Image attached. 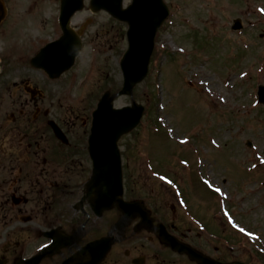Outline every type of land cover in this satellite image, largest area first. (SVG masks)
Instances as JSON below:
<instances>
[{"label": "rangeland", "instance_id": "rangeland-1", "mask_svg": "<svg viewBox=\"0 0 264 264\" xmlns=\"http://www.w3.org/2000/svg\"><path fill=\"white\" fill-rule=\"evenodd\" d=\"M86 1L84 10L72 20V26L75 28H80L85 22L92 20L83 35L86 46L77 59L75 68L55 82L49 81L41 72L33 70L29 62L37 51L31 47V43H39L43 38L59 34L55 29L57 25L53 24L57 0H10L12 18L6 21L4 19L0 23V77L3 75L0 80V141L2 132L12 127L10 123L14 116L17 126H20L29 109L37 120L36 129L32 132L34 139L32 135L25 133L32 139L29 142L32 144L31 148L26 147L28 140L16 134L13 135L17 139V144L11 146L5 141L7 148L0 144V167L6 162L14 161L20 157L19 152L24 151V156L28 160L27 165H30L29 169L34 167V164H37L39 171L44 169L43 160L47 159L51 163L52 171L58 172L66 167L64 159L72 157L84 164L83 172L59 175L62 184H70L68 188L72 190L90 173L86 155V134L87 121L91 118L94 102L98 97L100 98L99 95L105 92L104 90L117 91L121 88L123 81L119 61L127 47L120 36L123 28L120 25H113L105 13L92 14L88 8L89 0ZM165 1L170 7L171 16L174 17L167 23L171 24L172 21V24L163 27L162 32L158 34L157 46L160 49L173 51L174 55L179 53L180 56L173 57L157 52L153 58L150 75L136 88L134 100L148 109L150 93L153 90L154 94L159 96L161 107H165L160 114H162L161 121L168 129H171L169 122L171 120L178 137L196 126L200 132L190 138L187 145L180 144L177 137L172 141H166L167 139H159L158 135H153L156 146L148 155L145 153L147 139L145 136L147 133H154L151 130L154 126L149 123H147L148 127L144 126L149 117V114H145L144 123L121 141L126 162L128 200L143 199L144 207L153 218H164L168 222H174V225L187 233L186 231L192 228L191 223L194 222L195 213L202 218V221L212 224L209 216L213 208L208 211L206 207L210 188L220 189L223 194H226L224 186L235 194L238 192L246 194L253 188L256 195H250L248 201L236 204L239 212L234 211L235 213L231 214L235 219L231 225L237 224V220L241 219L251 230L260 232L264 230V106L257 103L256 97L255 101L254 94L259 85H264V0ZM130 2L126 0L125 6ZM238 17H241L244 23L243 33H233L231 30L234 20ZM112 29H117L120 33L114 35ZM27 83L43 94L41 96L44 99L33 105L39 112L34 113L30 105H22L30 101V97L23 93ZM154 88L157 89V94ZM210 99L216 100L219 107L221 105L226 107L212 111ZM7 101L12 104L8 108ZM127 105H131V99L128 97H121L115 102L116 107ZM45 113L52 114L59 123L62 120L64 124L59 125L65 129L70 146L62 145L57 141L51 128L41 127L39 119H43ZM27 120V126H32V118L27 117ZM214 122L220 125H214ZM211 127L215 128V132L221 135L224 142H230L229 146L232 149L227 154L219 153L214 157L212 162L220 164V166L214 165L212 169L214 177L204 175L213 186L210 187L207 181L204 182L205 185L201 184L205 195L201 191L199 196L193 191L189 192L191 208H187L186 211L179 206L173 187L169 189L152 179L147 165L154 164L158 172L171 175L181 182L184 173L178 169L176 174L175 166L181 163L184 157L193 161L190 168L192 169L198 163L196 161L202 159L196 155L192 144L207 146L203 139H206ZM245 137L247 139L252 137L256 146L250 149L252 155L244 160V163L247 162L249 168L253 162L262 164L261 169L259 167L260 170L258 169L254 174L247 168H241L233 161L230 162V153H234L236 159L243 155L240 153H243L242 141ZM139 147L142 154H139ZM46 148L48 150L44 153ZM150 159L153 163L147 162ZM25 162L23 161V164ZM260 172L261 174H258ZM200 176L202 175H198L197 172L199 181H201ZM4 178L1 176L0 180ZM223 181L227 186L222 183ZM32 182L31 176L30 183L20 182L17 190L24 194L25 191L30 190ZM184 192L188 193L187 184H184ZM193 194L197 199H194ZM47 200L45 196L41 203L31 208L32 214L44 221L55 219V211L58 208L56 198L50 204ZM70 200L71 198L65 193L60 222L66 227L70 226L68 223L79 218V216L72 217V210L66 205ZM191 210L194 214H190ZM28 212L31 210L28 209ZM118 217L119 213L116 210L105 214L102 220L103 229L107 222L113 223ZM5 218L7 221H12L11 218L15 219V215ZM224 222L229 224L226 219ZM102 223L99 222V225ZM138 223L139 220L135 219L129 224L127 228L129 233ZM65 229L67 232L70 231V228ZM140 232V235L135 234L136 237L133 239L138 240L140 248L146 245L147 248L144 249L151 254V260L161 264L165 251L158 244L155 234L150 235L154 240V246H150L144 242L148 235L143 229ZM125 245L123 243L113 248V257L123 261ZM253 245L254 248H248L246 254L243 253L244 249H241V254L237 258L252 261L249 252L257 250L260 246L264 248L263 243L259 241ZM127 247L134 253L139 252L133 250L131 246ZM253 254L255 255L256 252L254 251ZM123 262L127 263V260Z\"/></svg>", "mask_w": 264, "mask_h": 264}, {"label": "flooded vegetation", "instance_id": "flooded-vegetation-1", "mask_svg": "<svg viewBox=\"0 0 264 264\" xmlns=\"http://www.w3.org/2000/svg\"><path fill=\"white\" fill-rule=\"evenodd\" d=\"M33 129L36 128L33 127L31 130ZM31 130H29L30 133ZM15 133L16 131L14 130L4 131V135L8 136L7 143L11 146L17 144V139L11 137V135ZM41 138L43 139L44 137ZM32 139H34L33 133ZM5 140L6 138L0 141V144L4 147H6ZM227 142L228 141L223 143L221 142L223 149L227 151L226 154L232 149L229 146L230 142H228V145L226 144ZM26 147L31 148L32 144H29L28 142ZM47 150L48 148L44 149V153ZM230 154V156H235L234 153ZM19 155L20 157L15 159L17 166H19L21 161L28 162L27 157L24 156V152H19ZM66 159H64L66 167L62 168L58 172L52 171V168L50 167L51 163H49L46 159L43 160V165L45 166L44 169L39 171L37 168H31V174H28L27 176H23L24 173L22 168H16L14 171H7L5 168L0 167L2 168L0 169V177H4L5 174L16 177L8 178V176H5L4 179L0 180V225L11 224L14 226V228L9 232H7L6 226H1L0 228V264H25V261H29L31 258L39 257L41 255L42 257L40 258L38 264H80L81 262H84V259L81 258V252L87 245L88 237L85 232L82 231L80 223L75 225L70 232H67L65 229L67 228L66 225H61L60 222L61 212L55 211V219L47 221L39 219V216L34 214L30 217H26L28 209H31L33 206H37L38 203H41L45 196H47L48 199L47 203L50 204L58 196V193L61 191L59 190L60 188H67L69 190L68 186H70V184H62L63 182L59 178V175L61 176L64 173L79 174V172L83 170V163L77 162V160L72 157H66ZM14 172L19 173V175L15 176L16 174ZM31 176L33 182L31 183L30 190L25 191L24 194L20 193L19 190H17V185L20 182L30 183ZM40 180H42V182ZM27 204L29 205L28 208ZM8 212L15 215V219L11 218L12 221H7L5 215ZM86 212L79 213V215L86 218ZM89 217H91V215ZM154 220L156 224L162 222L170 233L175 235L179 240L191 244L196 250L206 254L212 261L222 264L242 261L235 258L234 251L230 248L227 242H231L232 239H235L234 243H238L242 242L243 239L235 232H231L229 230L225 231V224L217 223L219 225L217 226L218 228H215L214 222L212 223V227L208 224L209 228L213 232L208 234L207 237H204L203 234H199L197 232L189 233L190 230L187 231V233H184L176 225L168 226V222L164 218L155 217ZM31 222L34 226L30 225ZM108 224L111 225L112 223L109 222ZM41 226L46 227L42 228ZM146 228L153 230L152 225H149ZM143 230L145 234L148 235L144 242L147 245L154 246V240L152 236H150L153 233L145 229ZM51 231H54L55 237L53 235V238L58 241L55 239L45 238V234ZM138 233L141 232L139 231ZM61 234L67 239H62ZM100 236H102V234H100L99 237ZM158 239H156L158 244H160L165 251L161 264H199L197 261H192L186 255L173 252L167 245L161 244ZM123 243L126 245L124 246L125 248L123 247L124 253L122 258L123 261L127 260V263L118 260L117 257H113L111 250L108 255L99 261V264H159L158 262L151 260L152 256L144 249L147 248V246L143 242L142 243L145 246L144 248H140L138 240L128 238L126 234V239L119 244ZM127 246H131L133 250L139 252L134 253ZM46 247H48L47 250H44L43 252L40 251L42 248L44 249ZM115 253L118 254L119 252ZM130 255L131 258L129 259Z\"/></svg>", "mask_w": 264, "mask_h": 264}, {"label": "water", "instance_id": "water-1", "mask_svg": "<svg viewBox=\"0 0 264 264\" xmlns=\"http://www.w3.org/2000/svg\"><path fill=\"white\" fill-rule=\"evenodd\" d=\"M102 4L105 9L111 10L116 17L130 24L128 32L130 47L121 62L124 74V88L118 95L110 96L105 94L97 112L94 114V140L95 138H100V141L111 140L114 146L122 134L136 127L141 119L143 109L134 104L132 108L114 110L112 102L117 96L132 95L134 86L146 76L153 50L154 35L165 13L160 0H135L134 6L126 12L121 11L122 0H104ZM75 55L63 49L55 57L56 59L53 63L50 66H46L45 69L52 77H57L63 70L68 69L72 65ZM64 57L67 60L70 59V61L61 65V60ZM261 96L264 101V94L261 93ZM52 126L57 137L64 139L61 131L55 125L52 124ZM94 173L97 180L100 175L103 180H106L99 182V184L105 183V185H108L106 189L98 186V189L93 192L94 197L107 196V193L111 191L114 192V195L118 193L121 195V160L116 148H113L108 157L100 156L96 158ZM93 182L95 183V181ZM131 208L135 210L134 206L129 207V209ZM133 216L132 212L126 211L125 217ZM168 242L174 248L172 241ZM102 243H106V241L104 240L99 244L101 248L104 247Z\"/></svg>", "mask_w": 264, "mask_h": 264}]
</instances>
